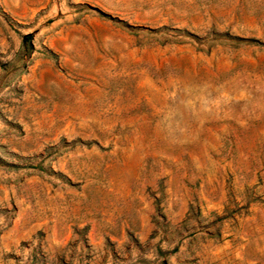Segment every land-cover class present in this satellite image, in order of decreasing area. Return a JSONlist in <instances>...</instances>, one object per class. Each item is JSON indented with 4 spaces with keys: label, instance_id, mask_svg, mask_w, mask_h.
Wrapping results in <instances>:
<instances>
[{
    "label": "rangeland",
    "instance_id": "1",
    "mask_svg": "<svg viewBox=\"0 0 264 264\" xmlns=\"http://www.w3.org/2000/svg\"><path fill=\"white\" fill-rule=\"evenodd\" d=\"M0 264H264V0H0Z\"/></svg>",
    "mask_w": 264,
    "mask_h": 264
},
{
    "label": "trees",
    "instance_id": "2",
    "mask_svg": "<svg viewBox=\"0 0 264 264\" xmlns=\"http://www.w3.org/2000/svg\"><path fill=\"white\" fill-rule=\"evenodd\" d=\"M212 34H213L214 38H216V39H223V40H228V41L235 40V41H239V42H258L257 39L244 38V37H240V36H237V35H232V34H230L228 32H215L214 31Z\"/></svg>",
    "mask_w": 264,
    "mask_h": 264
}]
</instances>
